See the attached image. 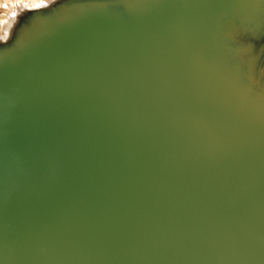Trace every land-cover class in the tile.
<instances>
[{"label": "water", "instance_id": "obj_1", "mask_svg": "<svg viewBox=\"0 0 264 264\" xmlns=\"http://www.w3.org/2000/svg\"><path fill=\"white\" fill-rule=\"evenodd\" d=\"M13 18L0 264H264V0Z\"/></svg>", "mask_w": 264, "mask_h": 264}, {"label": "rangeland", "instance_id": "obj_2", "mask_svg": "<svg viewBox=\"0 0 264 264\" xmlns=\"http://www.w3.org/2000/svg\"><path fill=\"white\" fill-rule=\"evenodd\" d=\"M52 0H0V38L5 37L18 12L23 8L48 5ZM12 14V15H11Z\"/></svg>", "mask_w": 264, "mask_h": 264}, {"label": "snow or ice", "instance_id": "obj_3", "mask_svg": "<svg viewBox=\"0 0 264 264\" xmlns=\"http://www.w3.org/2000/svg\"><path fill=\"white\" fill-rule=\"evenodd\" d=\"M36 7H37V8H39V7H40V5H39V4H37V5H36Z\"/></svg>", "mask_w": 264, "mask_h": 264}]
</instances>
